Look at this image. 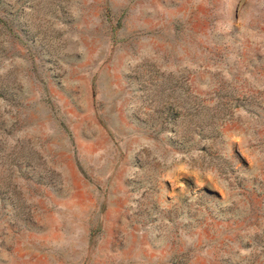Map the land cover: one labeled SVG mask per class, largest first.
Returning <instances> with one entry per match:
<instances>
[{"label": "rangeland", "instance_id": "374dc122", "mask_svg": "<svg viewBox=\"0 0 264 264\" xmlns=\"http://www.w3.org/2000/svg\"><path fill=\"white\" fill-rule=\"evenodd\" d=\"M0 264H264V0H0Z\"/></svg>", "mask_w": 264, "mask_h": 264}]
</instances>
